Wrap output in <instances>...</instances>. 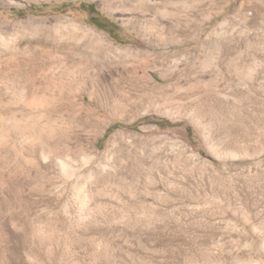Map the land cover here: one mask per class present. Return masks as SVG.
Wrapping results in <instances>:
<instances>
[{
  "label": "rangeland",
  "instance_id": "1",
  "mask_svg": "<svg viewBox=\"0 0 264 264\" xmlns=\"http://www.w3.org/2000/svg\"><path fill=\"white\" fill-rule=\"evenodd\" d=\"M0 264H264V0H0Z\"/></svg>",
  "mask_w": 264,
  "mask_h": 264
},
{
  "label": "bare ground",
  "instance_id": "2",
  "mask_svg": "<svg viewBox=\"0 0 264 264\" xmlns=\"http://www.w3.org/2000/svg\"><path fill=\"white\" fill-rule=\"evenodd\" d=\"M45 109V108H44Z\"/></svg>",
  "mask_w": 264,
  "mask_h": 264
}]
</instances>
